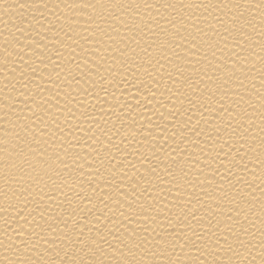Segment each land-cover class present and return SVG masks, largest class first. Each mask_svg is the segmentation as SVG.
Segmentation results:
<instances>
[{"label": "bare ground", "instance_id": "1", "mask_svg": "<svg viewBox=\"0 0 264 264\" xmlns=\"http://www.w3.org/2000/svg\"><path fill=\"white\" fill-rule=\"evenodd\" d=\"M0 264H264V0H0Z\"/></svg>", "mask_w": 264, "mask_h": 264}]
</instances>
